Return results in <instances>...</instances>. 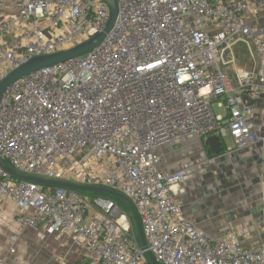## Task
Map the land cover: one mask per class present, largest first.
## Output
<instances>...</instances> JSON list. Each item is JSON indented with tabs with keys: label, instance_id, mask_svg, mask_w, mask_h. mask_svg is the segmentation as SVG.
Returning <instances> with one entry per match:
<instances>
[{
	"label": "built area",
	"instance_id": "built-area-1",
	"mask_svg": "<svg viewBox=\"0 0 264 264\" xmlns=\"http://www.w3.org/2000/svg\"><path fill=\"white\" fill-rule=\"evenodd\" d=\"M116 2L115 23L97 46L4 89L0 204L14 202L23 228L43 225L70 238L86 252L78 264H153L129 208L111 196L16 177L6 162L21 175L125 194L161 264H264V236L245 243L244 227L213 236L184 215L178 195L185 174L165 173L157 153L187 134L218 136L225 152L261 140L258 0ZM111 13L106 0H21L0 20V84L34 57L95 38ZM246 53L249 71L241 63ZM19 240L10 236L0 264L12 260Z\"/></svg>",
	"mask_w": 264,
	"mask_h": 264
},
{
	"label": "crops",
	"instance_id": "crops-1",
	"mask_svg": "<svg viewBox=\"0 0 264 264\" xmlns=\"http://www.w3.org/2000/svg\"><path fill=\"white\" fill-rule=\"evenodd\" d=\"M20 1L0 0L3 3V7L0 8V20L4 16L17 12ZM255 24L258 25L260 22ZM194 139L195 141L186 140L184 145L183 142L185 140L173 142L169 148L165 149V153L168 151L188 152L190 148V143L188 142H195V146L200 142L198 138L194 137ZM186 144H188L189 148L186 147ZM195 148L200 154L205 149L199 146ZM209 160L225 164L229 167L231 165L236 167L241 175V188L240 186L239 188L237 187L236 194H228L229 188L226 184H220L218 179L212 177L199 179L201 182L206 183L205 187L191 188L186 184L185 175V180L182 184L184 191L178 195L184 215L193 220L202 230L213 236L223 234L235 227H244L248 231L247 236L243 239L245 243L256 242L262 239L264 236V138L247 148L223 152L214 157L210 156ZM161 169L168 172V168L164 166L162 168V163ZM1 204L4 206L6 204L15 206L11 200H6V202L4 201ZM15 208L17 207L15 206ZM4 220L7 222L12 219L5 216ZM41 229L44 228L41 227ZM52 235L60 238L61 245L58 246L64 252L66 260L68 262L76 260L78 264L86 252L74 246L70 238L59 234ZM10 236L8 237L9 244ZM5 238V234H0V244L2 243L3 247L6 244ZM39 240L41 241L40 236ZM42 241V246H44L47 241L44 239ZM13 259L10 261L14 262L15 260Z\"/></svg>",
	"mask_w": 264,
	"mask_h": 264
},
{
	"label": "rangeland",
	"instance_id": "rangeland-1",
	"mask_svg": "<svg viewBox=\"0 0 264 264\" xmlns=\"http://www.w3.org/2000/svg\"><path fill=\"white\" fill-rule=\"evenodd\" d=\"M258 4L260 7V11L256 16H253L252 19L254 20V23L260 22V24L256 25L258 28H263L264 30V7L262 6L261 0H258ZM245 51V50H243ZM242 67L249 71L251 68V62H250V54L246 53V57L242 59L241 61ZM216 108L220 110L217 106ZM194 136L196 139L198 138L200 142L197 144V146L202 147L203 144L201 142V139L195 135L187 134L179 137L176 140H173L161 147L158 148L157 153L159 154L161 158L162 168L163 166L168 168V172H176V171H183L186 175V184L189 185L191 188H201L205 187L206 183L201 182L199 179L204 178H216L221 183L226 184V186L229 188L228 194H236L237 193V187L241 188V175L236 167L234 166H227L225 164L210 161V155L207 154L206 149L200 154L195 147V142H188L190 143V148L188 144H186V147L189 148L188 152H166L165 149L169 148L173 142L182 141L183 145L187 141L194 140ZM264 136V127L261 129V140H263ZM205 148V147H204ZM160 163V167H161ZM172 170V171H171ZM219 184V186H221ZM88 194L93 195V193L88 192ZM105 195V194H101ZM117 202L125 209L127 210V205H125L121 200L116 199ZM6 202V201H5ZM9 203V202H8ZM3 209V210H2ZM4 213V214H3ZM3 214V215H2ZM22 214L21 210L18 208H15L13 205L6 206L0 204V234H5L6 238L4 241H6L5 246L3 247L0 244V253L3 250H6L9 246V236L15 232V234L20 235L19 240V246L17 249V252L15 253V257L13 256L14 262L9 261L8 264H61V261L63 260L62 264H77L76 260H72L71 262H68L66 260V257L64 256V252L61 250V248L58 245H61L60 238L56 235H52L47 231V229L41 225L35 231L26 229L21 227L19 222V217ZM5 216H8L9 219H12L11 221L4 220ZM15 218V219H14ZM134 225L137 229L136 222L134 220V217L132 218ZM44 228V229H41ZM42 239L46 240L47 243L42 246ZM8 240V241H7ZM53 243L54 246H53ZM67 250V249H66ZM64 260L67 262L64 263Z\"/></svg>",
	"mask_w": 264,
	"mask_h": 264
},
{
	"label": "water",
	"instance_id": "water-1",
	"mask_svg": "<svg viewBox=\"0 0 264 264\" xmlns=\"http://www.w3.org/2000/svg\"><path fill=\"white\" fill-rule=\"evenodd\" d=\"M106 1L110 5L112 13H111V17H110V20H109V23H108L106 29L102 33L97 35L95 38H92L91 40H89L85 43H82L80 45H77L73 48H70L68 50L61 51V52L54 53V54H50V55L37 56V57L32 58L31 60H29L28 62H26L22 66H20L18 69H16L12 73H10L2 81V83L0 84V97H1L4 89L12 81L16 80L17 78H19L23 75H26L32 71H35L39 68H42L44 66H47V65H50L53 63H57L60 61H64V60L69 59L71 57L82 55V54L88 52L89 50L93 49L95 46H97L103 40V38L106 36V34L111 30V28L113 27L115 20H116V17H117V13H118L116 0H106ZM201 142H202L203 146L205 147L207 154L212 156V157L217 156V155L225 152V148L222 145V141L220 140V138L218 136H215V135L209 136L205 140H203V141L201 140ZM2 166L4 169L9 171L12 175L26 179V180H31V181H34V182H37L40 184H44V185L63 186L66 188H72V189H76V190H80V191H87L90 193L106 194V195H109L111 197H114L115 199L121 200L125 205H127V207L130 209V211L134 217V220H135L136 225H137V231H138V235H139L141 244L144 247V249L147 250V255H148L150 261L153 264H161L156 259L155 255L152 253V251L149 250V246H148L146 236L144 233V229H143L142 219H141V216L139 214L137 207L135 206L133 201L128 196H126L125 194L118 192L116 190L107 188V187H103V186H87V185H82V184H76L73 182L62 181V180H49V179H44V178H40V177H36V176L21 175L17 171H15L10 165H8L6 162H2Z\"/></svg>",
	"mask_w": 264,
	"mask_h": 264
},
{
	"label": "trees",
	"instance_id": "trees-1",
	"mask_svg": "<svg viewBox=\"0 0 264 264\" xmlns=\"http://www.w3.org/2000/svg\"><path fill=\"white\" fill-rule=\"evenodd\" d=\"M202 141L204 140L203 138L201 139ZM106 195V194H105ZM107 196H109V195H107ZM113 199H115L114 197H112ZM116 200V199H115ZM117 201V200H116ZM127 209H128V207H127ZM129 210V209H128ZM131 212V211H130Z\"/></svg>",
	"mask_w": 264,
	"mask_h": 264
}]
</instances>
